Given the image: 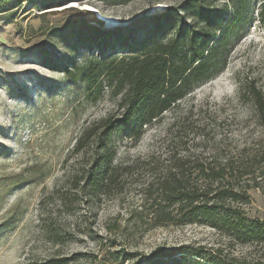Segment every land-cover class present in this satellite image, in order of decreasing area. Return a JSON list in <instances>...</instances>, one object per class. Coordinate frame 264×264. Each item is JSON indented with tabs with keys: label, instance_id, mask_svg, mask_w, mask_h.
Segmentation results:
<instances>
[{
	"label": "rangeland",
	"instance_id": "rangeland-1",
	"mask_svg": "<svg viewBox=\"0 0 264 264\" xmlns=\"http://www.w3.org/2000/svg\"><path fill=\"white\" fill-rule=\"evenodd\" d=\"M262 1L196 0L192 19L199 23H224L238 13L236 35L224 51V66L139 136L121 133L110 138L113 163L121 171L109 194L87 188L63 206L59 194L75 191L69 182L73 170H86L91 162V147L74 150L78 139L99 119L111 115L117 100L103 83L100 96L91 101L84 84L71 81L65 69L80 66L91 56L104 60L113 50L122 52L117 44L108 51L89 52L85 47L95 28L102 31L101 41H115L105 29L125 30L144 13L158 11H154L156 3L162 4V10L180 6L183 0L0 2V264H41L55 251L89 253V258L70 264H101L112 241L117 249L140 255L184 246L185 256L163 258L161 264H192L186 256L196 258L194 250L206 253H197L204 264L199 257L217 254V248L223 259L264 263V243H233L211 227L195 223L144 230L128 216L139 204L137 189L148 177L139 161L147 152L179 150L180 141L187 140L184 154L202 153L220 160L240 151L250 156L264 145V120L252 96H242L244 87L261 91L264 108ZM102 16L113 17L114 24L108 25ZM82 22L95 26L88 38L79 37V32H85ZM258 179L257 186L247 189L243 207L249 216L264 219V168ZM42 217L57 224L59 243H51L45 234Z\"/></svg>",
	"mask_w": 264,
	"mask_h": 264
},
{
	"label": "trees",
	"instance_id": "trees-1",
	"mask_svg": "<svg viewBox=\"0 0 264 264\" xmlns=\"http://www.w3.org/2000/svg\"><path fill=\"white\" fill-rule=\"evenodd\" d=\"M196 5V0H183L180 6L171 5L153 13H144L125 30L105 29L107 37H115V41H101L102 31L95 28L96 34L85 47L89 52L103 48L108 51L116 48L110 46L114 44L120 45L122 52L113 50L111 56L104 60L91 56L90 59L85 58L80 66L65 69L71 81L84 84L91 101L95 102L100 96L103 83L112 89L117 100L112 114L99 119L78 139L74 150L82 152L85 146L91 147V162L86 170H73L69 182L75 191L68 196L65 192L60 193L59 206L77 200V192L81 190L83 194L87 188L109 194L116 187L121 171L119 164L113 163L114 154L108 147L110 138L121 133H125V137L139 136L146 127L157 123L164 113L174 110L194 87L224 66V51L236 35L234 25L238 21V13L235 12L233 18L226 19L224 23H199L192 19L196 16L192 12ZM259 14V20L264 21V0ZM94 27L82 22L80 28L85 32L79 30V37L88 38V32ZM244 95L252 96L264 120L261 91L244 87ZM262 127L264 130L263 121ZM186 141H180L182 148L179 150L149 151L139 159L148 177L137 189L139 204L128 214L134 225L147 230L195 223L211 227L233 243L263 244L264 219L249 216L243 203L248 201L247 189L257 186L258 178L263 175L264 145L250 156L240 151L232 157L216 160L215 156H203L202 153L184 154ZM42 221L51 243H59L61 233L57 224L47 223L46 217H42ZM112 243L101 264H125V261L161 264L163 258L185 256L184 246L156 248L140 255L137 251L117 249L114 241ZM215 252L217 254L199 258L204 264H264L262 261L223 259L219 256V248ZM193 253L196 258L186 256L188 261L201 264L197 259L198 251ZM198 254L206 255L203 252ZM89 257L87 252L65 255L55 251L41 264H70Z\"/></svg>",
	"mask_w": 264,
	"mask_h": 264
},
{
	"label": "bare ground",
	"instance_id": "bare-ground-1",
	"mask_svg": "<svg viewBox=\"0 0 264 264\" xmlns=\"http://www.w3.org/2000/svg\"><path fill=\"white\" fill-rule=\"evenodd\" d=\"M65 4H67V3H65ZM161 7H162L161 3H156V5L154 6V11L161 9ZM101 19H103L105 21V23H107L108 25H110V24L112 25L115 22V19L113 17L102 16Z\"/></svg>",
	"mask_w": 264,
	"mask_h": 264
},
{
	"label": "water",
	"instance_id": "water-1",
	"mask_svg": "<svg viewBox=\"0 0 264 264\" xmlns=\"http://www.w3.org/2000/svg\"><path fill=\"white\" fill-rule=\"evenodd\" d=\"M105 22V21H104Z\"/></svg>",
	"mask_w": 264,
	"mask_h": 264
}]
</instances>
